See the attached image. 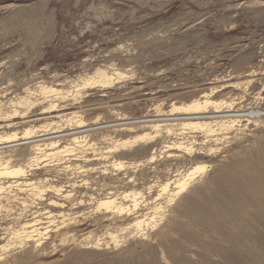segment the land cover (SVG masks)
<instances>
[{"label": "rangeland", "instance_id": "374dc122", "mask_svg": "<svg viewBox=\"0 0 264 264\" xmlns=\"http://www.w3.org/2000/svg\"><path fill=\"white\" fill-rule=\"evenodd\" d=\"M98 70L127 79L83 88ZM233 83L239 86L221 90ZM38 87H52L62 95L43 96ZM211 88L221 90L212 100H225L224 108L231 104L234 111H264V0H0V135L16 132L19 138L31 125L30 135L38 136L74 129L79 121L95 126L121 117L169 116L172 104H187ZM21 101H28L27 107L18 105ZM50 105L57 106L52 115L46 114ZM24 117L34 122L27 126ZM205 122L216 123L196 121L207 128L194 131V137H185L182 123L158 127L153 144L118 152L111 149L115 141L133 134H82L73 137L77 143H59L71 153L50 158L43 155L53 150L41 148L36 156L39 162L46 160L41 169H26L27 176L17 180L34 183L43 191L40 196L23 185L7 188L16 180H0V264H167L163 249L170 243L159 245L157 238L173 229L175 221H186L179 215V202L194 200L196 190L208 198L210 182L226 166L264 159V117L213 134ZM172 145L190 151L169 152L180 157L168 158L166 147ZM3 153L0 163L10 160L22 168L34 156L23 147ZM151 154L154 161L148 163ZM200 163L208 167L206 174L181 199L174 195V185L160 191L166 181ZM249 170L245 173L251 177L255 170ZM258 170L264 173L263 166ZM131 191L140 196L130 216L97 208L107 197L132 206L121 198ZM142 217L145 224L132 225ZM32 222L47 235L40 246L18 248L13 232ZM171 238L179 241L176 234Z\"/></svg>", "mask_w": 264, "mask_h": 264}, {"label": "bare ground", "instance_id": "6f19581e", "mask_svg": "<svg viewBox=\"0 0 264 264\" xmlns=\"http://www.w3.org/2000/svg\"><path fill=\"white\" fill-rule=\"evenodd\" d=\"M125 78L127 79L126 75L122 73L115 72L112 75H108L106 72L98 70L96 72L95 78L92 77L86 82L83 81L84 84L82 83V87H107L113 85V83H116V81H118L117 83H119L120 80H123ZM249 82L251 81H248L247 84ZM237 86L239 85H235L233 83L231 85L223 87L221 90L235 88ZM38 90V92L43 96H52V94L54 96L62 95V93H58V91L53 90L52 87H38ZM80 90L81 89L75 91V98L81 95ZM221 90L215 91L214 88H211L210 92L203 93V95L199 99L192 100L187 104L176 105L174 103L170 106V111L167 113H170L169 116L177 114L194 115V123H182L183 128L185 129V131H190L193 133L194 131H204V128H207L206 125L202 123H196V121H204V117L214 118L213 115L215 113L223 111V105H226L227 102L225 100H212L214 94H217ZM28 103V101H21L18 102V105L25 104L26 106L28 105ZM55 106L56 105H50L49 109L47 108L49 111L45 110L46 112H48L46 114L52 115L54 112H56L55 110L57 106L56 108ZM210 106L213 107L207 110V108ZM222 106L223 108H221ZM155 109L160 110V106H157ZM225 109H227L226 113H237L238 115L244 116L243 113H239V111L232 110L231 104L229 106H225ZM254 109H251V111ZM211 110L214 112H210ZM205 114H208L209 116H205ZM246 114L247 116L253 115V117L257 119L264 117V111L248 112ZM229 117L234 118L232 116ZM25 118L29 119L27 117H24V119ZM54 118L58 119L59 116H55L53 117V119ZM72 119L73 118L67 121H70ZM231 121L232 122L218 121L215 123V125L208 123L210 121L205 123L214 127L218 126L215 131L212 130V126L208 128V132L210 134H213L217 131H219L220 133L230 131L234 127L233 124L237 123L236 121H234V119H231ZM7 122H9V120H7ZM32 122H34V120L31 121L29 119L28 121H26V125L30 126ZM182 124L180 123L179 126H182ZM7 125L9 126V124ZM74 127V129L73 127L68 129L63 128L60 131L55 128L57 131H53L51 133L41 131L44 133L39 132L38 136H34L30 135L32 129L34 128H32L31 125L30 128L23 130V135L19 138L16 132L3 133L2 135H0V155L4 154V149H15L17 147H23L24 150L31 151V153L34 154L33 157L27 160L28 163L23 168L15 164H11L10 160L2 161L0 163V180H16L12 181L7 186V188H10L13 184H16L15 186L23 185L25 187H30V191L32 193L37 196H40L43 191L41 190V188L35 186L34 183L18 182L17 180L27 176L25 171L26 169H29V171H37L41 169L39 168V166L46 162V160H42L41 162H39V158H36V156L40 155L41 148L48 149L49 151L53 150L52 152L45 153L43 155V158L59 156L63 153H71L73 151L71 148H61L59 143L64 141L77 143V139L73 137H79V135H85L87 133L90 134L97 131L95 130L94 125H87L82 121H79ZM158 127L160 128L162 126L150 125L148 127H144L150 128L152 131L151 133L141 134H136L134 129H126L125 132H128V134L133 135L125 139L116 140L115 145H113L111 149L114 150V152H118L119 150L134 147L137 144H153L155 142V138H157L156 133L158 132ZM10 128L11 127H7L8 130ZM211 136L217 137V135ZM166 148V152H168V158L180 157L177 154H171L169 152L184 151L186 154V152L188 153L190 151V149L181 148L180 145H172ZM146 161L148 163H152L154 161V157L152 156V154L149 155ZM243 163L244 164L239 165L237 162H235V164L233 163V165L226 166L227 168L221 170L219 176L210 182V192L212 194L209 193L210 195H208V198H203L202 195H197L201 190H196L194 191V200L182 199L179 202L180 204L177 206L179 211H181L179 215L182 217L183 220L185 218L186 221H175L172 226H177V228L173 226L175 230L177 229L176 231H174V228L171 230L169 229L167 233L159 235V238H157L159 245L164 244V242H168L171 244H169V247L163 249L164 254L162 258H164V262H166L167 264H216V262H214L212 259L218 258L222 261V264H264V173L258 170L260 166L264 167V159L261 158L257 162L245 161ZM116 167H118L119 169L123 168V163L116 162ZM249 169L255 170V174L251 177L247 176L245 173L246 171H250ZM207 170L208 167L203 163L194 165L189 170L184 172V174L177 175L178 177L173 181H166L161 186L160 191L166 192L170 189L171 185H174V195L179 200V198L181 199V197H183V195L187 193V190H189L191 183L199 176L206 174ZM2 190H4V187H0V191ZM54 191L57 193L60 192L59 189H55ZM215 193H217L218 196H215ZM68 195H65L64 197H68ZM258 195L262 197L258 198ZM139 196L140 194L134 191L123 194V196L121 197L122 200L130 201L131 204H133L129 207H124V205L117 203L115 198L107 197L97 202V208L104 209L107 212L112 211V213L114 212L116 215L119 216H130L132 212L137 210V200L139 199ZM51 205L56 207L55 203L53 202H51ZM47 218H51V216ZM32 223L33 224H24L19 228L18 231H16L15 233L13 232L12 236L15 240L16 246L18 245V248L23 245H27L28 243H37L36 246H40L39 243L41 241V237L47 235L46 231V234L44 232L41 234L39 232V229L35 228L34 222ZM131 223L133 226L140 228L143 224L146 223V220L144 219V217H142L141 219L133 220ZM147 225L148 224H146V226ZM190 231H194V234H191ZM172 234H176L178 237L177 240L179 241H172ZM161 236L163 237L160 238ZM198 249L199 252H194ZM188 255H190V258H187ZM21 262L22 261H20L19 263Z\"/></svg>", "mask_w": 264, "mask_h": 264}, {"label": "built area", "instance_id": "2783aa9c", "mask_svg": "<svg viewBox=\"0 0 264 264\" xmlns=\"http://www.w3.org/2000/svg\"><path fill=\"white\" fill-rule=\"evenodd\" d=\"M222 110H223L222 112L215 113L213 115L214 118L204 117V119L213 120L214 122H217V121L232 122L231 119H234V121H236L237 123L241 121L244 122L246 121V119H257L253 117V115L247 116L246 113L248 112L238 110L239 113L244 114V116H242V115H238L237 113H233V114L226 113L227 109L225 108H223ZM249 112H253V111H249ZM164 116L154 114V115L143 116L139 118L121 117V118H117L114 121L97 124L94 126V128L95 130H97L96 132L104 131V130L122 131V130L130 129V128L132 129L144 128L150 125H159V126L165 127V126H179L180 123H185V122H194V115L177 114L173 116H167V115H164ZM205 116H209V115L205 114ZM229 116H232L234 118H230ZM193 134H194L193 132H190V133L187 132L185 136L187 135L191 136ZM191 137H194V136H191Z\"/></svg>", "mask_w": 264, "mask_h": 264}]
</instances>
